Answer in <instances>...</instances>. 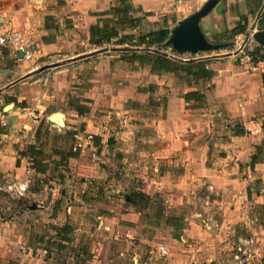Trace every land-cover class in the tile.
<instances>
[{"label": "crops", "instance_id": "crops-1", "mask_svg": "<svg viewBox=\"0 0 264 264\" xmlns=\"http://www.w3.org/2000/svg\"><path fill=\"white\" fill-rule=\"evenodd\" d=\"M130 2L137 24L94 42L91 26L116 18L107 11L118 0H0V36L19 31L33 48L27 57L0 43V182L33 180L22 198L0 194V264L225 262L227 226L253 230L264 255V130L244 125L264 124L263 74L239 49L164 47L174 60H205L211 76L199 79L128 62L126 52L154 47L124 34L172 31L187 16L162 9L164 0ZM200 24L210 41L230 43L219 49L232 47L236 27L264 29V0H219ZM254 49L264 54L257 40ZM110 110L131 121L109 120ZM82 130L98 158L75 145ZM210 184L219 231L198 215Z\"/></svg>", "mask_w": 264, "mask_h": 264}, {"label": "built area", "instance_id": "built-area-1", "mask_svg": "<svg viewBox=\"0 0 264 264\" xmlns=\"http://www.w3.org/2000/svg\"><path fill=\"white\" fill-rule=\"evenodd\" d=\"M207 0H164L162 9L176 16H186L200 8ZM244 36L238 34L237 41H242ZM236 41V43H237ZM245 41V40H244ZM13 42L19 50H22L27 57L33 55L32 45L26 40L24 34L19 31H13L8 35L0 36V43ZM242 48V45L240 46ZM243 50V49H241ZM244 57L252 62L253 66L258 69L264 76V57L253 56L249 51H244ZM106 116L109 120L120 119L119 112L108 111ZM245 128L249 133H255L264 130V124L257 120H250L246 122ZM75 145L78 148L84 149L94 147V136L92 133L82 130L75 135ZM93 156L99 157L96 147L93 149ZM33 180L14 179L11 181L0 182V190L9 194L14 198L24 197L30 190ZM43 182V180H41ZM261 193H264V184L261 187ZM218 200L215 192V186L210 184L208 192L202 198L201 208L199 210V217L204 227L212 229L213 226L218 225L220 230L221 223L218 220ZM223 233H225L228 248L225 251V262L213 263L210 261L208 264H264V255L259 246L258 236L253 230L246 234H238L230 226H227ZM158 255L161 259L166 260L169 256V250L165 245H160L157 248Z\"/></svg>", "mask_w": 264, "mask_h": 264}, {"label": "trees", "instance_id": "trees-1", "mask_svg": "<svg viewBox=\"0 0 264 264\" xmlns=\"http://www.w3.org/2000/svg\"><path fill=\"white\" fill-rule=\"evenodd\" d=\"M119 4L112 7L107 12H116L118 16L106 17L103 19V24H94L91 26L92 41L98 42L104 39H109L120 33L121 30L125 29L126 26L136 25L139 18L132 17L129 13L133 8L130 0H118ZM244 28L236 27L232 34L236 35L243 31ZM171 35V28L167 26H162L158 29L151 30L145 34L136 35L133 33L124 34L121 40L131 43L136 37L139 43H144L148 48L154 47V50L137 51L132 50L126 52L122 56L128 62L146 61L152 65V69L155 71H161L162 69L179 72L184 70L187 75L193 76L195 79L210 77L211 70L206 66L205 60L194 61L190 60L187 62L174 60L166 52H164V47L166 45L172 46L169 42V37ZM263 47V46H262ZM173 50H177L172 47ZM249 53L253 56L264 57L259 49L249 50Z\"/></svg>", "mask_w": 264, "mask_h": 264}, {"label": "water", "instance_id": "water-1", "mask_svg": "<svg viewBox=\"0 0 264 264\" xmlns=\"http://www.w3.org/2000/svg\"><path fill=\"white\" fill-rule=\"evenodd\" d=\"M218 1L219 0H207L200 8L179 20L169 37V42L172 44L173 48L180 52L189 51L197 53L204 50L219 49L230 44L210 41L201 28V18L208 14ZM253 37L260 44L264 45V29L255 31ZM231 44L233 45L234 42ZM53 118L57 122H62L60 113L54 115Z\"/></svg>", "mask_w": 264, "mask_h": 264}, {"label": "rangeland", "instance_id": "rangeland-1", "mask_svg": "<svg viewBox=\"0 0 264 264\" xmlns=\"http://www.w3.org/2000/svg\"><path fill=\"white\" fill-rule=\"evenodd\" d=\"M197 10V9H196ZM174 27L175 26H173L172 27V30L174 29ZM172 32V31H171ZM244 40H240V41H237V39H233V41L235 42L234 43V45L232 46V47H225V48H223V49H215V50H209V52H217V53H227L228 51L230 52V53H232L233 51H236V49H239V50H241V49H243V52L245 51H249L250 50V48H251V44H254L255 43V41H256V39H254V37L252 36V34H247V36H244V38H243ZM211 41H213V42H218L217 40H214V39H212ZM236 41H237V43H236ZM242 45V48H240V46ZM167 51H169V52H171L172 51V47L170 46V47H168L167 48ZM204 52L205 51H199V53H196V54H194L195 56H198L199 54H204ZM186 55H193V54H191V53H189V52H187V53H185ZM242 54H244V53H242ZM110 111H112V110H110ZM120 114V119H116V120H119V121H123V122H125V123H129V121H131V119H130V117H128L126 114H124V113H119ZM115 120V119H114ZM134 131L135 130H133L132 131V133H131V135H132V138H134L135 137V134H134ZM0 194H2V196H9V194H4V192L3 191H1L0 190ZM155 206L157 207V208H159V209H161L162 207H163V199H162V197H158V198H156L155 199ZM199 206H200V202L199 203H197V206H195L193 209H198L199 208ZM262 250H263V248H261ZM168 262V261H167Z\"/></svg>", "mask_w": 264, "mask_h": 264}]
</instances>
